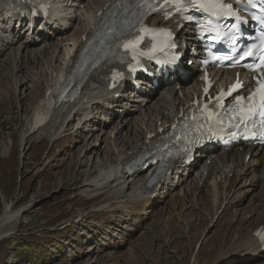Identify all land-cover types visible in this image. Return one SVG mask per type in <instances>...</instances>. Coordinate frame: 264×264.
Here are the masks:
<instances>
[{"label":"rangeland","instance_id":"obj_1","mask_svg":"<svg viewBox=\"0 0 264 264\" xmlns=\"http://www.w3.org/2000/svg\"><path fill=\"white\" fill-rule=\"evenodd\" d=\"M50 50L51 55L54 54ZM55 58L51 66L44 61L43 68H35V74L30 75L33 80L42 79L44 82L32 97L26 98L31 82L26 84V89H19L11 71L7 73V80L5 77L1 79L5 84L0 91V215L5 207L10 206L18 212L19 218L3 228L8 238L0 240V264H191L194 257L193 264H264V253L248 258L234 247L244 226L240 220H253V216L245 213L254 202L251 195L253 197L261 184H255L248 196L238 195L237 204L215 215L211 208L202 207L207 199L205 196L210 194V188L207 191L209 186L200 196V190L190 193L195 189L192 178L177 186L175 192L164 188L165 183L162 191L167 192L169 198L177 192L183 196L184 188L189 187L188 211L172 212L170 217L149 225L153 218L151 213L148 215L151 219H146L140 215L128 216L123 209L116 210L120 199L110 196V192L102 196L82 194L85 185L98 174L99 165H114L120 156L118 152L121 154L122 148L126 152L134 138V133L127 126L123 127L118 117L111 123L118 128V138L117 134L110 137L109 130L105 134L96 130L93 125L97 124L90 125V128L84 126L78 136H71L70 132L74 133L77 124L76 117L75 123L67 127V135L55 140L53 145L49 137L40 140L33 136L25 140L28 119L34 115L37 104L45 102L42 96L47 80H51L50 76L46 78L38 74L41 70L50 74L51 68L60 64ZM7 66L11 68V63ZM23 67L21 75L27 76L28 66ZM5 73L3 70V75ZM102 124L101 129L105 123ZM88 129L96 130L94 134L91 132V141H88L91 133L88 140L86 137ZM95 143L102 148L100 159L97 155L84 159ZM109 150L114 153L107 157L105 153ZM92 161L98 170L91 168ZM83 163L85 166L81 168ZM196 195L204 200L200 202ZM156 206V210L161 207ZM189 211L191 213L187 215ZM213 216L215 219H210Z\"/></svg>","mask_w":264,"mask_h":264},{"label":"bare ground","instance_id":"obj_2","mask_svg":"<svg viewBox=\"0 0 264 264\" xmlns=\"http://www.w3.org/2000/svg\"><path fill=\"white\" fill-rule=\"evenodd\" d=\"M114 1L115 0H82V3H78L75 0H68L70 7L66 9L68 12L65 13V17L62 19V24L58 23L53 27H48L45 34L35 31L30 41L29 34L24 39L19 41L20 34H24L22 26L20 27L16 25L10 32V30H8L10 27L9 22H7L5 18L0 21V91L3 89V85L5 84L2 83L1 79L5 77L7 80V73L8 71H11L10 74L12 77L15 76L17 80L16 86L19 84V89L22 87L26 89V84L31 82L26 91V93L29 91L26 98L32 97L31 95L35 94L44 83L42 79L41 81L33 80L34 78L30 76L35 74V68L40 66L42 67V63L44 61L46 62V65L50 64L51 66V62L54 57L57 58V61H60L58 66L55 65L51 68L52 70L50 74H48L45 70H41L38 74L40 77L46 76V78H48V76H50L51 80H47L48 84L45 88L44 95L42 96L45 102L43 104H37L35 112L33 113L34 115L29 119L27 118L26 136L24 135V138H26L25 140L34 136L36 139L49 137L55 141L67 133V127L69 124L76 121L77 117L78 119L77 124L74 127V133L70 132L72 133L71 136L76 137L82 131L84 126L90 128V125L97 124L96 121L90 118L94 111H100L102 114L110 108V105H112V107L116 106L123 108L126 112L130 111V109L138 107L139 103L148 101L149 103L147 106L145 105L146 108L141 110L140 116L135 117L133 122L130 119L120 120L124 127L127 126L128 128H126L134 133L133 137L135 139L132 138L131 142L128 144V150L124 152V150H122L124 148H122L121 154L118 152L120 156H118L114 165L106 164L104 167V164H100V170H98L97 164L92 161L93 163L91 164V168L95 167V170H98V174L85 185L82 194L96 196L101 194L102 196L103 194L110 192V196H115L120 199L119 206H117L118 208L116 210L123 209L128 216L140 215L144 216L146 219H151V215H153L149 224L153 225L156 222H161L163 219L170 217L172 212L188 211V207L186 205L188 195L191 192L195 194V192L200 190V196H202L204 188L199 189L198 187H205L206 189L209 186L207 191L210 188V194H208V197L205 196L207 198L206 200L202 199V197H199L198 195L196 196L199 197L198 200L200 202L203 200L205 201L203 202V208H208V210L211 208L210 210L216 215L221 209H223V211L229 210L233 206V203H235V199L238 197L240 192H244L245 194L252 193L255 184H261V188H259L251 198L254 202H252V204L250 202L251 207L249 206L250 209L247 213H245L247 216H253V220H246V222H244V219L240 220L241 224L243 223L244 226H242L243 228L240 227L241 229L239 228V235H241V238L235 240L234 247L239 250L243 257L262 255L264 249H262V246L254 239V232L261 225H264V165L261 163L262 159H264V150L259 152L250 147L244 150L236 149L226 153L220 152L219 155L215 156L214 159L216 160H213L210 165H204L195 172L194 179L197 181V185H195L198 187L193 185L195 189H192L193 191L190 190V193H188V189L185 188L186 192L183 196L180 194L178 195L177 192L176 194L174 193L175 195L172 194L173 196L171 195V198L168 197L169 195L167 192L162 191L163 181H160L151 189L146 186L149 175L153 169L152 167L135 174H129L125 169L127 163L132 161L150 144L163 136L164 132L160 133L159 130L160 128H165L170 118L186 111V103L190 99L192 90H196V86H182L181 92L184 97L181 98L179 93L176 91L175 86L168 87L159 94L157 93L156 88H153L146 82L140 81L142 85H146L148 88L138 99H131V92L126 95L122 89H117L112 92L106 91L105 88H103V79L105 76V78H107L109 74H98L84 82L81 94L79 97L78 94L76 95L78 97H76V100L70 102L68 105L60 104L59 102V104L52 107L58 100L56 98L58 88L60 89L63 86L60 85L62 79L75 65L76 57L71 58L69 61L66 60V57L69 56L70 53L65 52V43L70 42L73 45L78 42L79 48L77 50L79 51L84 45L83 36H89L96 27L101 25L103 15ZM10 6V0H0V18L2 10H5L6 7ZM73 11L74 13L76 12L74 16L72 15ZM100 12L101 14L98 15ZM156 22L161 25L165 24L161 19H154L153 23ZM76 26L78 27L76 28ZM174 27L176 31H178L176 26ZM28 30L29 28L26 27L25 32L27 33ZM76 33L78 34L76 35ZM192 33L193 32L190 29H182L178 32L179 44L181 48H183L184 42L188 43L191 39L190 36ZM35 35L42 36L40 42L49 41L50 37L48 35L54 37L61 35L62 37L61 41L58 40L52 45L49 42L51 47L50 45L45 47H36L38 40L35 39ZM15 45H17V47H15ZM66 45L69 46V44ZM69 48L70 47H68V49ZM50 49H52L54 54L51 55ZM69 51L73 53V47H71ZM21 53H23L22 56ZM76 55L77 51L75 52V56ZM62 61L64 63L63 65ZM8 63H11V68H9V66L6 67V64ZM23 64L25 65V69L26 66H28L26 71L27 76L21 75L24 70ZM152 68L153 67L150 66V69ZM3 70L6 72L4 75ZM16 70L18 72L14 75ZM50 89L51 94L47 96ZM116 93H122V95H119V97L116 98L118 95ZM42 98L39 100L41 101ZM116 102L120 103L113 104ZM121 114H123L122 111ZM132 116L133 115L130 117ZM159 123L160 125H158ZM144 126H148L147 129L149 132L154 134L152 139L148 140L146 134L142 137L141 131ZM105 127L106 124H104L103 128ZM94 131L95 130L93 129H88L86 131L87 140L88 135ZM92 137L93 135L90 136L88 141H91ZM118 137L119 134H117L116 138ZM127 140L129 141V138ZM98 145V143H95L94 146L85 153L84 159H86L89 155H97V159H100L99 154L102 148ZM113 153L114 152L112 150H109L105 154L107 157H110ZM247 156H250L249 160H246ZM202 157H207L205 160L206 163V161L212 157V154L208 153ZM84 166V163L81 164V168ZM169 171L171 172V176H167L168 180L172 179L171 183H174L173 179H177V186L185 184L189 176L193 173L192 170L187 172V169H182L177 166L170 167ZM205 173H207V175H205ZM218 179H220L219 182ZM243 179L247 180L244 184L241 183ZM260 180L263 181V185ZM248 182L250 184H248L249 186L247 185ZM169 184L170 183L167 182L164 188L169 190ZM231 194H233L232 197H230ZM157 204L161 206L158 210L155 208L157 207ZM240 204L241 203H239V205ZM109 207L112 210V207ZM109 207L106 209H109ZM5 208L4 212L0 215V240L4 239L6 234H8L7 232H3V228L12 221L14 222L15 219L19 218L17 211H13L9 206ZM235 208H237V206H235ZM233 211L238 212L240 210L234 209ZM241 212L243 211L241 210ZM149 213H151L150 217L148 216ZM190 213L191 211H189L187 215H190ZM214 216L210 219L213 220ZM142 229H144V226Z\"/></svg>","mask_w":264,"mask_h":264},{"label":"snow or ice","instance_id":"obj_3","mask_svg":"<svg viewBox=\"0 0 264 264\" xmlns=\"http://www.w3.org/2000/svg\"><path fill=\"white\" fill-rule=\"evenodd\" d=\"M161 2L168 6V7H174L176 11H184L187 8L191 7L194 9H203L204 11L209 12L210 15L215 16L217 18L223 17L226 14L227 15H233L230 11L226 10V7L224 5V0H203V2L198 3L197 0H161ZM248 5L253 8L260 11L261 15L254 16L253 18L264 23V0H248ZM164 15L167 17L170 15L169 12L165 11ZM237 19H239L237 17ZM200 28L202 31L207 33H213L215 31L214 27L212 26L211 21H209L207 24H201ZM141 31H147L146 29H141ZM240 29L234 25V34L233 39H236L235 33L239 32ZM218 34V33H217ZM164 35H169L168 33H164ZM215 38V37H213ZM144 37L140 35L138 32H129L128 36H125L123 41L118 45L119 47H122L126 53H130L133 60L137 58V55H143L142 52H137V49L139 48V45L142 43ZM262 44H264V41H262ZM239 52V55L235 57H231L233 64L239 63V61L243 60L247 56H252L253 52L251 48H248L246 51L243 49H237ZM225 59H229V57H225ZM249 68H264V56L260 58V64L259 66L253 64L248 65ZM260 87L257 90V93L247 97V112L246 114L243 113V103L245 98L242 96H239L236 98L237 103L236 107L233 110V119L236 115H239L240 122H244L246 120H252L254 116H259V128L262 130V134H264V83H261ZM239 87H242V85L238 84L236 86H233L229 92L228 95H231L232 92L237 91ZM207 91V89H206ZM259 96V102L257 103L256 97ZM223 98V94L221 97H218L216 99V103L218 106L221 105V100ZM216 114L209 112L208 118L212 119ZM256 121L252 120V126H256ZM245 127H247V124H245ZM255 135V133H253ZM262 239H264V236H262Z\"/></svg>","mask_w":264,"mask_h":264}]
</instances>
